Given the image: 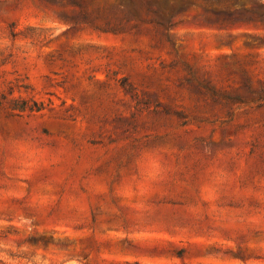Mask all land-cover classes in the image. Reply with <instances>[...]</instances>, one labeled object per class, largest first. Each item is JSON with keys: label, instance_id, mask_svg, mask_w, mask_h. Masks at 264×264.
<instances>
[{"label": "rangeland", "instance_id": "374dc122", "mask_svg": "<svg viewBox=\"0 0 264 264\" xmlns=\"http://www.w3.org/2000/svg\"><path fill=\"white\" fill-rule=\"evenodd\" d=\"M248 87L264 0H0V264H264Z\"/></svg>", "mask_w": 264, "mask_h": 264}, {"label": "trees", "instance_id": "16d2710c", "mask_svg": "<svg viewBox=\"0 0 264 264\" xmlns=\"http://www.w3.org/2000/svg\"><path fill=\"white\" fill-rule=\"evenodd\" d=\"M248 92L252 97H244L241 95H236V96H231V95H226L225 97L229 100H234L236 102H242V103H247V102H257L259 103L258 105H263L264 104V90L261 91H255L251 88L248 87ZM0 104H2V101H0ZM8 107L12 110L18 109V110H25L26 108H29L30 110H40L41 107L37 105H27V102L25 100H18L14 99L9 102Z\"/></svg>", "mask_w": 264, "mask_h": 264}]
</instances>
